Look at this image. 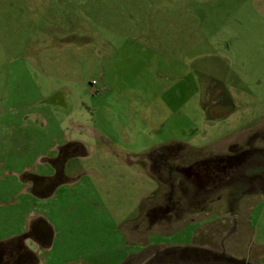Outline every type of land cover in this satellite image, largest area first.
Masks as SVG:
<instances>
[{
	"label": "rangeland",
	"instance_id": "obj_1",
	"mask_svg": "<svg viewBox=\"0 0 264 264\" xmlns=\"http://www.w3.org/2000/svg\"><path fill=\"white\" fill-rule=\"evenodd\" d=\"M255 129L264 0H0V244L36 264H169L150 258L195 245L264 264V194L206 195L176 169L182 144L202 156ZM67 139L78 154L38 198L26 174ZM38 216L43 247L22 236Z\"/></svg>",
	"mask_w": 264,
	"mask_h": 264
},
{
	"label": "flooded vegetation",
	"instance_id": "obj_2",
	"mask_svg": "<svg viewBox=\"0 0 264 264\" xmlns=\"http://www.w3.org/2000/svg\"><path fill=\"white\" fill-rule=\"evenodd\" d=\"M255 134L250 141L249 149L239 148L235 153L222 158L223 160H218L217 157L195 160L190 162L188 166H181L176 169L192 166V171L189 172L191 174L190 177L180 172L181 176H184L185 180L187 178L190 180L188 182L194 187V191L202 190L206 195H211V192L216 191L219 186H226L228 189L232 188L233 184V186L237 184L238 186H243L242 180L245 183L248 181L251 191L264 194V135L258 132ZM258 142H262V144L259 145ZM77 144L79 143L76 141H67L57 147L55 150L56 155L48 159L51 166L48 173L26 174L27 181L30 183V190L34 195L38 198L48 196L53 190L55 183L65 179V166L70 158L78 154L77 149H75ZM251 162L254 164L252 166V175H249V177L246 174V170H248L246 166L249 163L251 164ZM185 185L187 184L185 183ZM186 188L189 187L186 186ZM188 190L186 189V191ZM166 207L164 213L168 212L171 206ZM156 209V207L153 208V212ZM22 236L30 238L33 242L39 240L47 243L50 242L52 237V229L45 218L38 216L30 219L28 230ZM23 243L24 241L21 240L19 243L0 244V264H35L36 257L33 250L27 248ZM143 254L145 255L146 253ZM164 256L165 259L175 257L176 260L179 259L185 263L191 262L195 264H261L256 258L247 255L235 257L227 255L225 252H219L216 249H207L203 245L176 250L168 249L162 255L154 254L150 259L157 260ZM172 260L175 262L169 261L168 263L177 264L175 259ZM164 261L162 259L159 264H167V261Z\"/></svg>",
	"mask_w": 264,
	"mask_h": 264
},
{
	"label": "crops",
	"instance_id": "obj_3",
	"mask_svg": "<svg viewBox=\"0 0 264 264\" xmlns=\"http://www.w3.org/2000/svg\"><path fill=\"white\" fill-rule=\"evenodd\" d=\"M92 85H93V83H92ZM257 129V128H256ZM256 129H255V133H257V131H256ZM249 131V133H254V130H248ZM252 133V134H253ZM254 135V134H253ZM67 141H75V140H73V139H67V140H65L64 142H67ZM63 142V143H64ZM76 142H78V143H80V141H77L76 140ZM231 143V142H230ZM250 142H248L247 144H249ZM232 144V143H231ZM234 144H236V145H234ZM234 144L231 146V145H228L229 146V148L228 149H226V150H221V151H216V153L215 152H213V153H211L209 150L207 151V153H203L202 154V157L201 158H199L198 160H204V159H207V158H215V157H217L218 158V160H223L222 158H224L225 156H229L230 154H233V153H235V151L237 150V149H239V144H237V143H235L234 142ZM183 146H185L186 147V149L187 150H195V149H193V148H191V147H189V146H187L186 144H182ZM60 146V145H59ZM180 147V146H179ZM178 147V148H179ZM232 148H233V150H232ZM240 148H246V149H249L250 148V145H245L244 147H240ZM196 151V150H195ZM189 153H190V155H191V152L189 151ZM189 156V155H188ZM52 158V157H51ZM49 159V158H48ZM190 161L191 162H194L195 160H194V158L193 159H190ZM262 162V161H261ZM260 162V163H261ZM253 164L254 163H252L251 162V164L249 163L247 166H246V168L248 169V170H246V174L249 176H251L252 175V166H253ZM249 176V177H250ZM187 181H190V180H188V178L186 179ZM254 193H258V192H254ZM32 218H36V217H32ZM35 243H37L39 246H44V245H48V243L49 242H47V243H44V242H42V241H35ZM23 245H25V246H27L25 243H23ZM27 248H29V246H27ZM30 249V248H29ZM34 252V251H33ZM39 260H37V262H38ZM36 262V263H37ZM35 263V264H36ZM21 264H28V263H21Z\"/></svg>",
	"mask_w": 264,
	"mask_h": 264
},
{
	"label": "water",
	"instance_id": "obj_4",
	"mask_svg": "<svg viewBox=\"0 0 264 264\" xmlns=\"http://www.w3.org/2000/svg\"><path fill=\"white\" fill-rule=\"evenodd\" d=\"M190 171H192V166L179 169V172L186 174L187 177H190Z\"/></svg>",
	"mask_w": 264,
	"mask_h": 264
},
{
	"label": "trees",
	"instance_id": "obj_5",
	"mask_svg": "<svg viewBox=\"0 0 264 264\" xmlns=\"http://www.w3.org/2000/svg\"><path fill=\"white\" fill-rule=\"evenodd\" d=\"M190 152L193 153L192 155H193L194 160H198L199 158L202 157V156H197V157H195V156L197 155V154H196L197 151H195V150H194V151H193V150H190Z\"/></svg>",
	"mask_w": 264,
	"mask_h": 264
},
{
	"label": "built area",
	"instance_id": "obj_6",
	"mask_svg": "<svg viewBox=\"0 0 264 264\" xmlns=\"http://www.w3.org/2000/svg\"><path fill=\"white\" fill-rule=\"evenodd\" d=\"M95 84H96V81L93 82V85H95Z\"/></svg>",
	"mask_w": 264,
	"mask_h": 264
}]
</instances>
